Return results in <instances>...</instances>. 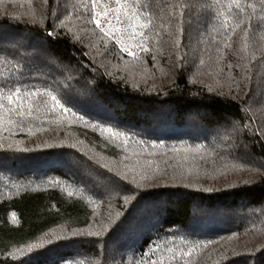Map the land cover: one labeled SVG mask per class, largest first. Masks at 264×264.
<instances>
[{
	"label": "trees",
	"instance_id": "1",
	"mask_svg": "<svg viewBox=\"0 0 264 264\" xmlns=\"http://www.w3.org/2000/svg\"><path fill=\"white\" fill-rule=\"evenodd\" d=\"M0 86V264H264V0H0Z\"/></svg>",
	"mask_w": 264,
	"mask_h": 264
},
{
	"label": "snow or ice",
	"instance_id": "2",
	"mask_svg": "<svg viewBox=\"0 0 264 264\" xmlns=\"http://www.w3.org/2000/svg\"><path fill=\"white\" fill-rule=\"evenodd\" d=\"M96 2H98V0H94V7H95V3H96ZM115 2L119 5L120 0H115ZM182 7H186V6H182ZM93 23L96 24V27H97L100 31H102V32L104 33L105 36H108V34H109L108 31L104 29V27H103L102 24L100 23V20H99V19H94V20H93ZM130 26L133 27V28L136 27L135 23H132ZM141 27H144V25H141ZM48 35L51 36V35H53V33H52V32H49ZM133 38H135V34H133ZM143 50H144V51H147V49H143ZM120 51H121V52H125V51H127V50H126V48H125L124 46H120ZM127 54H128L129 56H133V55H135V53L132 52V51H127ZM2 87H3V86H0V89H2ZM17 91H18V89H17ZM15 94H16V93H12L11 95H8V96H7V101H8L9 104H12V103H13L12 95H15ZM33 95H35V93H33ZM52 101L54 102L56 108H60V107H61V104H60V102L56 99V97H52ZM2 107H3V104H0V108H2ZM258 129H259L258 131H257V130H254V129H252V128L250 127V125H249V126H245L244 128H241L238 124H234V125H233V128H232V136H233V138H235V136H236L237 134L242 135V134L244 133V131L247 130V131H251L252 134H253L254 136H257V137H264V124H262V125H258ZM104 131H105V132H112V129H111V128H105ZM226 138H227V137H226ZM121 178L123 179V177H121ZM69 195H71V193H69ZM106 227H107V226H105V228H106ZM77 234L83 236V235H84V232H83L82 230L78 232L77 230L74 229V230L72 231V233H71V235H77ZM89 235H91V233H89ZM57 239H62V237H57ZM45 243H51V241H46ZM43 246H44L43 244H41V245H36V246H29L28 251L31 252V251L33 250V247H36V248H42Z\"/></svg>",
	"mask_w": 264,
	"mask_h": 264
}]
</instances>
